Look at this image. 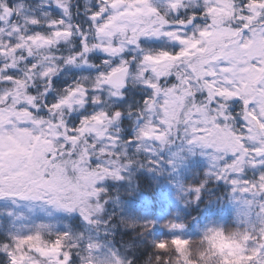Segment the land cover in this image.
<instances>
[{
  "label": "snow or ice",
  "instance_id": "snow-or-ice-1",
  "mask_svg": "<svg viewBox=\"0 0 264 264\" xmlns=\"http://www.w3.org/2000/svg\"><path fill=\"white\" fill-rule=\"evenodd\" d=\"M137 172L225 217L125 213ZM141 249L264 264V0H0V264Z\"/></svg>",
  "mask_w": 264,
  "mask_h": 264
},
{
  "label": "trees",
  "instance_id": "trees-1",
  "mask_svg": "<svg viewBox=\"0 0 264 264\" xmlns=\"http://www.w3.org/2000/svg\"><path fill=\"white\" fill-rule=\"evenodd\" d=\"M153 176H155V183H153ZM164 179L166 180V177L162 175L137 172V183L143 187L144 191L137 195L121 197V200L124 201V212L134 213L138 217L154 218L161 223L167 219H176L187 224L189 229L194 226L202 227L211 220L225 217L223 209L207 203V196L202 197L199 202H193L186 206L182 199L178 198L179 194L175 185ZM183 179L195 182L198 177L184 174ZM213 191L216 189L213 188ZM114 210L118 211L119 209ZM125 231L128 230L118 228L116 239H127V237H123ZM164 231L166 232L167 229ZM137 254L140 256V264H143L147 253L141 249Z\"/></svg>",
  "mask_w": 264,
  "mask_h": 264
},
{
  "label": "rangeland",
  "instance_id": "rangeland-1",
  "mask_svg": "<svg viewBox=\"0 0 264 264\" xmlns=\"http://www.w3.org/2000/svg\"><path fill=\"white\" fill-rule=\"evenodd\" d=\"M182 175H184V174H182ZM163 176V175H162ZM163 177H166V176H163ZM165 180V179H164ZM168 179H167V177H166V180L165 181H167ZM220 218V217H219ZM218 218V219H219ZM224 217H221L220 219H223ZM182 245V244H181Z\"/></svg>",
  "mask_w": 264,
  "mask_h": 264
}]
</instances>
